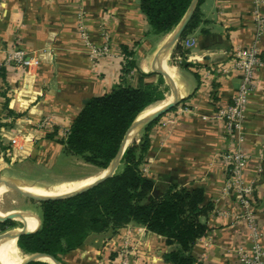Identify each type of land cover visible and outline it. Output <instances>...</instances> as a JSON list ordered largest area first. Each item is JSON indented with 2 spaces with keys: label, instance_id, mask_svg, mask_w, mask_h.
<instances>
[{
  "label": "crops",
  "instance_id": "1",
  "mask_svg": "<svg viewBox=\"0 0 264 264\" xmlns=\"http://www.w3.org/2000/svg\"><path fill=\"white\" fill-rule=\"evenodd\" d=\"M252 8V0L200 2L199 23L181 39L193 38L195 45H180V52L174 45L167 54L168 63L175 67L180 100L147 131L143 173L166 185L201 187L204 203L212 205L201 218L207 231L192 248L199 264H240L237 249L250 245L246 222L237 218L239 203L232 193L222 191L226 176L222 154L230 149L246 156L242 177L253 188L252 205L264 249V66L254 70L245 117L233 135L214 118L218 109L231 102L239 83L238 72L222 76L215 66L226 65L235 49L250 46L264 57V32H258ZM261 10L264 14V7ZM80 13L93 43L101 44V31L107 33L106 56L89 57L77 34ZM171 33L151 32L139 0H0V178L40 187L83 178L54 174L53 167L65 154L58 140L65 136L84 100L108 93L118 84L123 47L132 52L136 66L149 73L156 51ZM13 48L37 57L38 64L28 69L3 66L6 53ZM182 61L190 65L181 66ZM127 82L136 83L134 77ZM45 118L49 119L47 127L38 128ZM16 124L33 145L22 159L5 152ZM44 131H55V138L44 137ZM124 237L133 247L129 264H168L163 255L172 246L134 224L114 234H90L81 247L62 257L63 264H119L117 250ZM18 255L27 257L19 251Z\"/></svg>",
  "mask_w": 264,
  "mask_h": 264
},
{
  "label": "trees",
  "instance_id": "2",
  "mask_svg": "<svg viewBox=\"0 0 264 264\" xmlns=\"http://www.w3.org/2000/svg\"><path fill=\"white\" fill-rule=\"evenodd\" d=\"M185 26L174 50L180 52V41L200 21L198 5ZM191 0H139L140 11L154 34L173 31L186 13ZM127 57L122 61L118 84L110 92L91 97L74 117L67 133L58 140L62 151L77 156L100 169L107 168L116 155L129 126L150 104L163 99L156 73L142 72L134 63L132 52L123 47ZM182 53V52H181ZM181 66H189L186 62ZM134 77L135 84L127 82ZM158 120L142 128L137 143L128 145L115 173L99 184L67 198L40 201L39 225L22 234L16 245L24 255L43 253L63 264L62 257L82 246L90 234L116 233L128 224L143 226L148 232L165 239L172 246L163 259L168 264H199L192 254L198 238L207 231L202 217L212 210L204 203L201 187L188 189L154 182L142 171L148 147L147 131ZM54 139L55 131H44ZM157 187L161 194L151 196ZM15 222H0V230ZM27 264H51L32 261Z\"/></svg>",
  "mask_w": 264,
  "mask_h": 264
},
{
  "label": "built area",
  "instance_id": "3",
  "mask_svg": "<svg viewBox=\"0 0 264 264\" xmlns=\"http://www.w3.org/2000/svg\"><path fill=\"white\" fill-rule=\"evenodd\" d=\"M252 7L254 23L258 32L263 33L264 14L261 9L264 7V0H252ZM82 19V14L80 13L77 20V34L88 49L89 57L95 60L98 57L106 56L109 52V37L107 33L103 30L101 31L100 34L103 38L101 44L97 45L93 43ZM180 45L185 48H191L195 45V40L187 38L180 41ZM121 58L122 61L127 59L123 53ZM38 62L39 59L37 57H31L23 50L13 48L6 53L3 66L28 69L36 66ZM260 66H264V57L260 56L255 46L245 49H235L226 65L215 66L216 72L222 76H227L232 71L239 73V83L231 102L225 107L218 109L214 115L215 119L223 123L225 131L229 136L233 135L234 129L239 127L244 120L248 95L254 88V70ZM48 123L49 119L45 118L39 122L38 128H45ZM11 134L7 138L8 147L5 152L14 159H22L29 155L33 145L28 137V133L20 125L16 124ZM222 159L226 166V176L222 191L224 193H232L239 203L241 212L237 218L246 222L249 233V247L237 249L238 262L240 264H263L264 249L260 243L261 231L258 229L252 205L253 188L251 185L246 184L242 177L246 164V156L239 149H230L222 154ZM132 249V244L127 238H122L121 246L117 250L119 264H129V255Z\"/></svg>",
  "mask_w": 264,
  "mask_h": 264
},
{
  "label": "water",
  "instance_id": "4",
  "mask_svg": "<svg viewBox=\"0 0 264 264\" xmlns=\"http://www.w3.org/2000/svg\"><path fill=\"white\" fill-rule=\"evenodd\" d=\"M198 3V0H191L190 5L186 11V13L184 14V16L182 17V19L180 20V22L177 24V26L174 28V30L172 31L171 35L169 36V38L161 45V47H159V49L156 51L153 60H152V72L161 75L164 80L166 85L169 87L171 94H172V100L170 102H168L166 105H164L163 107H161L160 109H158L157 111H155L154 113L148 114L145 117L141 118V119H135L133 121V123L129 126L128 130L126 131V134L124 135L120 146L118 148V151L116 153V155L114 156V158L110 161V163L108 164L107 168H105L106 173L104 175H102L101 177H98L93 183L78 189L76 191H73L69 194L66 195H62V196H55V197H42V196H35L32 195L30 193H27L25 191H22L20 189V187L12 180L9 179H2L0 178V184H4L6 186H8L10 188V190H14L17 192H20L32 199H35L37 201H45V200H51V199H60V198H67V197H71L73 195H76L80 192H83L97 184H99L100 182L104 181L105 179L109 178L110 176H112L121 159V156L123 154V152L125 151V149L127 148V146L129 145V143L132 141H130L128 144L126 143L127 141V136L130 133V131L134 130V134H137L144 126L148 125L149 123H151L152 121H154L155 119L159 118L162 114H164L165 112L169 111L171 108H173L180 100L179 94H178V90L176 88V84L174 83V80L164 71H162L160 68L156 67V63L158 64V61L160 59V57L162 55H166L169 53L170 49L179 41L181 34L185 28V26L187 25L188 21L190 20L196 5ZM84 104L87 103V100L83 101ZM161 194L160 190L157 187H154L151 191V196L153 197H158ZM18 215H22V214H32V213H28V212H24V211H18ZM34 215V214H32ZM35 216V215H34ZM36 217V216H35ZM15 215L10 213L4 217H0V222L6 221V220H15ZM38 220V225H39V218L36 217ZM37 225V227H38ZM36 227V229H37ZM35 229V230H36ZM33 230V231H35ZM33 231H28L26 229H19L18 231H10L11 233L9 235H7V233L1 234L0 235V239H15L17 240V238L22 235V234H27V233H31ZM43 257H47L50 259V261H46L48 263L51 264H61L59 261H57L56 259H54L52 256L47 255V254H43V253H32L27 255V257L25 258V260L20 263V264H27L29 262L32 261H45L42 258Z\"/></svg>",
  "mask_w": 264,
  "mask_h": 264
},
{
  "label": "bare ground",
  "instance_id": "5",
  "mask_svg": "<svg viewBox=\"0 0 264 264\" xmlns=\"http://www.w3.org/2000/svg\"><path fill=\"white\" fill-rule=\"evenodd\" d=\"M156 67L166 72L173 80H175V77H176L175 67L168 63L167 54L162 55L160 57L158 64L156 63ZM171 99H172V96L170 95L163 101L146 108L138 116L139 117L138 119H141L148 114L154 113L155 111H157L158 109L166 105L168 102H170ZM135 135L136 134H134V130L130 131V133L127 136L126 143L128 144L131 140H133ZM105 173H106V170L104 169V171L101 170L100 172L94 175H89V176L76 179V180L56 182L50 185L49 187H40L36 185H29V184H23V183H16V184L20 187L22 191H25L32 195L42 196V197H55V196L66 195L73 191L81 189L93 183L98 177H101ZM9 190L10 188L8 186L4 184H0V198L5 192ZM10 213L15 215L14 219L21 222V228L23 229H26L28 231H33L38 225V220L35 216L31 214L18 215L19 213L18 211L2 212L0 210V217H4ZM36 221H37V224H36ZM9 234L10 233H8L7 235ZM24 258L18 255V249L15 244V239H0V261L2 264H20L22 261H24L23 260ZM42 259L45 261H50V259L47 257H43Z\"/></svg>",
  "mask_w": 264,
  "mask_h": 264
},
{
  "label": "rangeland",
  "instance_id": "6",
  "mask_svg": "<svg viewBox=\"0 0 264 264\" xmlns=\"http://www.w3.org/2000/svg\"><path fill=\"white\" fill-rule=\"evenodd\" d=\"M168 58L170 59V56H168ZM151 80L153 82H158V80H161V83L159 84V89L162 90L163 92L162 100H164L168 95H170V89L166 85L165 80L161 75L155 74L151 77ZM162 100L155 101L154 103L150 104L148 107L153 106L161 102ZM138 118L139 117H137L136 119ZM141 135H142V129L135 135V137L129 143V145L132 144L133 142L137 143ZM119 167H120V162L116 170H118ZM53 170L55 172L54 174H56L58 177H62L65 179L69 177L71 178L86 177L89 175L97 174L101 170L104 171V169H100L89 163L84 162L77 156H72L66 153L62 154L61 157H59L56 165L53 167ZM15 182L20 183V181H15ZM0 210L2 212H8L11 210L24 211V212H28L32 214L35 213L37 216H39L41 213L40 201L32 199L14 190H9L2 195V197L0 198ZM14 222L16 223L15 226L13 227L5 226V228L1 229L0 235L10 232L16 229L17 227L19 228L21 227V225H19L18 222L16 221ZM18 251H19V254L23 256L22 252L20 250Z\"/></svg>",
  "mask_w": 264,
  "mask_h": 264
}]
</instances>
